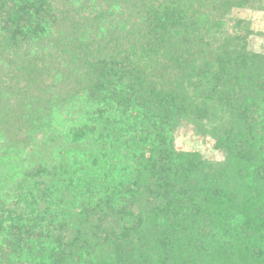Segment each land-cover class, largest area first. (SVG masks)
I'll use <instances>...</instances> for the list:
<instances>
[{
    "label": "trees",
    "instance_id": "trees-1",
    "mask_svg": "<svg viewBox=\"0 0 264 264\" xmlns=\"http://www.w3.org/2000/svg\"><path fill=\"white\" fill-rule=\"evenodd\" d=\"M118 3L0 0V264H264V0Z\"/></svg>",
    "mask_w": 264,
    "mask_h": 264
},
{
    "label": "rangeland",
    "instance_id": "rangeland-1",
    "mask_svg": "<svg viewBox=\"0 0 264 264\" xmlns=\"http://www.w3.org/2000/svg\"><path fill=\"white\" fill-rule=\"evenodd\" d=\"M70 3L74 7H83L86 17H88V21H92L93 16H99L103 14H108L110 12L118 13L119 12V3L120 0H69ZM87 2V4H85ZM125 8L124 6H122ZM87 9V10H86ZM126 9V8H125ZM125 11V10H124ZM113 14V13H111ZM236 15L238 18L247 19L249 22V34L246 39L245 51L249 55H241L252 56L256 58H260V56L264 55V11H236ZM110 23H116L118 21V17H111L106 19ZM120 28H123V25H120ZM228 29H233L231 24L227 25ZM124 29H129L128 27ZM129 31L134 32L135 29H130ZM206 69L210 74L216 73L221 66H216V63H210ZM234 64V63H232ZM231 64V65H232ZM195 116L191 115H175V117L171 118L164 124V127L161 131L167 132L170 131V137L174 142V147L177 150H182L185 152L197 151L203 157L213 162L221 161L224 154L222 150H218L214 141L209 137H200L194 132V123ZM198 122H202V120H197ZM205 122V120H203ZM61 132L64 134H68L71 137L80 138L79 132L82 133V128L78 127V125L73 124L72 122L64 121L61 125Z\"/></svg>",
    "mask_w": 264,
    "mask_h": 264
}]
</instances>
